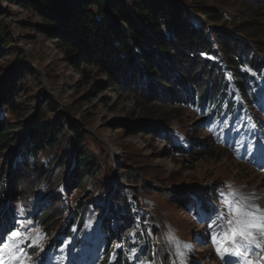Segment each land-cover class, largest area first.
<instances>
[{"label": "trees", "instance_id": "1", "mask_svg": "<svg viewBox=\"0 0 264 264\" xmlns=\"http://www.w3.org/2000/svg\"><path fill=\"white\" fill-rule=\"evenodd\" d=\"M236 1L251 9L250 23L243 20L231 30H217L213 25L219 24L224 28L232 20L224 12L203 2L15 0L18 8L30 11L40 20L35 30L53 42L68 66L79 74L80 79L73 88L79 91L83 86H89L94 77L105 76L106 82L89 86L81 101H90L94 93L111 90L119 96L136 100L139 110L153 119H167L171 112L177 119L188 107L205 112L211 118L230 121L242 113V103L250 108L253 106L257 101L252 93V89L258 86L255 78L264 79V46L256 43L258 38L264 37V19L258 17L259 13L264 12V0ZM240 32L251 39L250 43L240 37ZM6 55V50L0 48V63ZM250 72L255 74V78L251 77ZM11 74L0 82V158H5L13 144L18 145V150L11 161V176L0 178V205L6 198H22L27 184L41 176L40 167L34 165L37 157L53 150L58 143L57 137L66 133L57 115V104L40 90L26 101V107L31 102L35 104L34 112L26 124L25 137L16 143L15 129L21 131L24 127L17 121L21 107L16 105V93L26 89L24 87L27 78L32 76V70L17 69ZM234 90L242 103L235 99ZM165 101H169L174 109L158 115L157 106ZM66 113L70 115L69 111ZM255 127L260 133L264 131L259 119H255ZM221 128L225 129L223 125ZM67 129L73 136L75 148L74 151L65 152L59 164L68 169L63 192L44 207L36 219L37 226L47 236L56 235L52 252L57 251L69 238H72L75 247L78 246L80 241L77 238L81 235L85 216L95 206L87 201L90 192L79 195L75 201L73 194L79 193L86 181L96 177L102 167L96 157L87 155L77 136L80 127L69 120ZM122 130L127 136H135L128 126ZM84 135L89 136L88 133ZM173 136V133L164 135L163 156L181 158L184 164L197 162L200 154L192 144L184 146L176 142ZM186 138L188 143L193 139L191 135H186ZM131 160L126 159L116 166L120 178L132 183H139L142 177L145 180L136 193L138 201L127 187L110 194L111 210L101 224L102 258L99 264H136V261L154 264L153 247L157 239H154L150 229L148 214L138 207L141 204V207L157 215L146 203L147 195L151 193H170L173 201L164 199L165 202L180 206L183 210H187L189 202L194 203L190 213L193 218L197 216V211L201 214L214 213L216 207L221 205L220 197L212 187L184 186L172 189L147 179V174L140 172L135 162L127 165ZM123 174L126 177H122ZM4 181L10 182V189ZM57 203H62L60 209L56 207ZM99 208H96L98 214L102 211ZM64 212L69 213L67 220L63 221ZM15 213L14 204L8 202L2 206L0 233L9 229L14 232L20 228ZM114 227L121 233L132 231L133 241L115 236ZM134 243L141 247L136 261L131 260L127 253ZM28 246L29 254L38 252L37 248ZM197 259L200 261V258Z\"/></svg>", "mask_w": 264, "mask_h": 264}, {"label": "rangeland", "instance_id": "2", "mask_svg": "<svg viewBox=\"0 0 264 264\" xmlns=\"http://www.w3.org/2000/svg\"><path fill=\"white\" fill-rule=\"evenodd\" d=\"M193 1L219 9L232 20L224 26L225 29L222 25H213L217 30H231L243 20L250 23L251 9L241 6L236 0H189L190 3ZM258 17L264 19V12L259 13ZM38 25L40 20L30 11L18 8L15 0H0V48L7 53L0 63V82L17 69L32 70V76L25 80L27 84L24 88L27 90L16 93V105L21 107L17 121L24 125L21 131L15 129L16 143L25 137L26 124L34 112L35 104L31 102L28 109H25L26 101L40 90L51 96L57 104V115L66 129L65 135L57 137V146L41 153L34 162L41 169L38 180L27 184L20 200L6 198L0 205L1 213L4 204H14L16 223L21 224L19 230L15 231L21 234L20 237L13 239L10 234L13 230L10 229L0 233V248L5 244L14 245L11 253L0 252V264H97L102 258L101 224L111 210L110 194L127 187L138 201L136 193L145 180L142 177L139 183H132L126 178H120L116 166L126 159L134 160L127 165L136 163L140 172L147 174V179L164 186L174 189L184 186L203 188L208 185L220 197L221 205L216 207L214 213L205 215L197 211V216L193 218L190 213L194 203L189 202L187 210H183L180 206L165 202L164 199L173 201L170 193L147 195L146 203L157 214L152 212L155 216L152 218L148 213L150 229L154 239H157L153 247L154 264H189L197 262V258H200L201 264H264V239L239 249L213 240V237L222 239L227 229L226 221L221 218L226 210L225 197L231 200L234 198L231 195L233 193L236 198L244 196L247 204L258 206L264 211V132H257L254 126L255 119L264 125V79H255L258 86L252 89V93L257 101L251 108L244 104L242 113L233 121L214 119L205 112L188 107L177 119H174V113L171 112L167 119L157 120L140 111L138 102L133 98L119 96L111 90L94 93L90 101H81L89 86L106 82L105 76L94 77L89 86H83L79 91L73 88L74 83L80 79L79 74L68 66L53 42L35 30ZM238 34L246 43H250L251 39L245 34ZM256 41L264 46L263 36ZM250 75L255 77L252 72ZM235 99L239 101L238 96ZM165 102L158 104V115L165 110L173 111L174 107L169 101ZM165 105L167 107L163 108ZM69 120L80 127L77 136L87 155L90 158L96 157L102 167L96 177L86 181L79 193L73 194L75 201L79 195L90 192L87 201L95 206L85 216V224L77 238L80 241L78 246L75 247L72 238H69L57 251L52 252L56 235L47 236L37 226L36 219L42 209L63 192L68 169L59 164L65 152L74 151L75 148L73 136L67 129ZM222 125L225 129L221 128ZM124 126L131 128L135 136H127L122 130ZM167 133H173L174 140L184 146L192 144L200 154L199 160L193 164H184L181 158L173 155L164 157L162 139ZM186 135L192 136L190 143ZM16 150L18 145L13 144L4 156L7 161L0 158V178L11 176L9 170L12 168L11 161L16 157ZM122 177H126V174ZM5 186L10 189V182L6 181ZM61 205L57 203L56 207ZM98 207L102 209L100 211L99 208V214L96 213ZM138 207L141 208V204ZM142 209L149 211L148 208ZM62 217L63 221L67 220L68 214L64 212ZM113 231L118 238L133 241L132 231L121 233L117 227ZM26 242L37 248L35 256L26 251ZM140 252L141 247L135 243L127 249L128 257L134 261ZM136 264L144 263L136 261Z\"/></svg>", "mask_w": 264, "mask_h": 264}, {"label": "snow or ice", "instance_id": "3", "mask_svg": "<svg viewBox=\"0 0 264 264\" xmlns=\"http://www.w3.org/2000/svg\"><path fill=\"white\" fill-rule=\"evenodd\" d=\"M231 195L234 197L231 200L225 197L226 210L221 216L226 221V232L222 239L213 237V240L219 244H231L236 249L255 245L259 239H264V211L258 206L247 204V198L244 196L236 198V194ZM20 236V233H12L13 239ZM13 249L14 245L5 244L0 248V252L11 253Z\"/></svg>", "mask_w": 264, "mask_h": 264}, {"label": "water", "instance_id": "4", "mask_svg": "<svg viewBox=\"0 0 264 264\" xmlns=\"http://www.w3.org/2000/svg\"><path fill=\"white\" fill-rule=\"evenodd\" d=\"M151 216H153V215H151Z\"/></svg>", "mask_w": 264, "mask_h": 264}]
</instances>
